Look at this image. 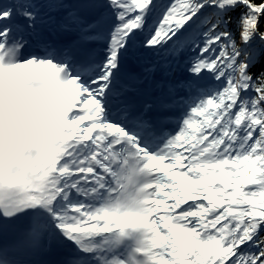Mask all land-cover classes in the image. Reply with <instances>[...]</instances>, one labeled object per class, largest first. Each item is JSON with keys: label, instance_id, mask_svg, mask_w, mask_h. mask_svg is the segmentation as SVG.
Here are the masks:
<instances>
[{"label": "snow or ice", "instance_id": "1", "mask_svg": "<svg viewBox=\"0 0 264 264\" xmlns=\"http://www.w3.org/2000/svg\"><path fill=\"white\" fill-rule=\"evenodd\" d=\"M0 264H264V0H0Z\"/></svg>", "mask_w": 264, "mask_h": 264}]
</instances>
